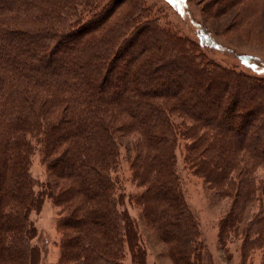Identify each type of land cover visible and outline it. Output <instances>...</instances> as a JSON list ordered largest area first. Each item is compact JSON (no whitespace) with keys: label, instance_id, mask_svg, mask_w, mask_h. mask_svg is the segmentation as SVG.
Wrapping results in <instances>:
<instances>
[{"label":"trees","instance_id":"obj_1","mask_svg":"<svg viewBox=\"0 0 264 264\" xmlns=\"http://www.w3.org/2000/svg\"><path fill=\"white\" fill-rule=\"evenodd\" d=\"M179 139L183 163L228 201L219 246L239 240L241 264L255 250L264 264V78L202 62L142 0H0V264H42L29 216L46 197L59 208L53 264L126 252L144 264L111 177L129 146V202L169 263L213 264L179 187ZM34 153L49 178L38 192Z\"/></svg>","mask_w":264,"mask_h":264},{"label":"rangeland","instance_id":"obj_2","mask_svg":"<svg viewBox=\"0 0 264 264\" xmlns=\"http://www.w3.org/2000/svg\"><path fill=\"white\" fill-rule=\"evenodd\" d=\"M142 2L156 15L162 27L196 43L202 62H212L250 77L264 78V0H142ZM186 143L180 139L177 141L175 170L184 202L196 220L200 241L211 256L213 264H241L240 241H231L220 247L217 240L218 220L224 214L228 201L217 197L183 163V146ZM128 149H120L117 166L111 174L123 196L120 209H126L130 218L135 219L139 225L141 242L146 250L144 264H170L164 246L158 243L151 231L143 225L139 208L129 202V197L139 189L131 178L127 159L130 155ZM29 171L38 183L34 188V191L38 192L41 190L39 187L49 178L37 153L31 157ZM58 214L59 208L46 197L40 209L29 216L37 229L38 235L34 244L38 245L41 251L42 264H53L58 259L59 234L56 227ZM261 258L262 252L255 250L243 264H260ZM124 264H132L127 252Z\"/></svg>","mask_w":264,"mask_h":264}]
</instances>
